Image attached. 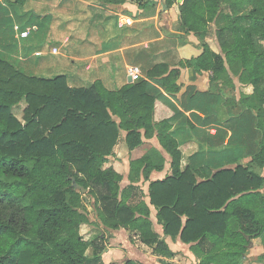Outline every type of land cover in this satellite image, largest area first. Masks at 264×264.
Returning <instances> with one entry per match:
<instances>
[{
  "label": "trees",
  "instance_id": "trees-1",
  "mask_svg": "<svg viewBox=\"0 0 264 264\" xmlns=\"http://www.w3.org/2000/svg\"><path fill=\"white\" fill-rule=\"evenodd\" d=\"M165 1L169 7L179 2ZM245 5L252 8L249 28L235 18ZM180 15L182 31L201 38L214 21L225 22L217 31L224 56L203 44L189 67L212 72L218 85L233 86V75L254 87L252 97L241 99L247 110L231 117L235 127L227 125V164L215 173L213 166L181 169L179 143L163 123L158 139L172 158V175L151 181L146 195L139 183L162 166L143 157L130 163V184L122 188L123 174L106 165L122 131L130 151L143 144L142 132L153 136L161 90L142 79L117 91L100 83L72 89L65 76H28L0 56V264H106L104 232L121 229L171 259L175 254L155 230L151 206L164 236L191 245L199 264H239L254 239L264 243V177L256 169L264 167V0H182ZM148 76L163 77L158 82L167 94L179 91L178 71L158 66ZM218 134L226 137L223 130ZM244 157H252L253 166L223 169Z\"/></svg>",
  "mask_w": 264,
  "mask_h": 264
},
{
  "label": "crops",
  "instance_id": "crops-1",
  "mask_svg": "<svg viewBox=\"0 0 264 264\" xmlns=\"http://www.w3.org/2000/svg\"><path fill=\"white\" fill-rule=\"evenodd\" d=\"M14 1L0 0V56L23 74L50 79L65 76L72 89H90L100 83L108 91H117L135 83L129 82L132 79L129 69L136 67L142 80L161 90L162 97L155 101L153 136L147 138L142 132L143 144L130 151L126 145L127 132L122 131L114 155L106 165L123 174L122 188L130 184V163L143 157L150 158L154 166H162L151 173L149 181L139 183L146 195L151 181L172 175V158L158 139L163 123L169 125V133L179 143L181 169L192 167L203 172L206 166H213L215 173L227 164L224 162L232 154L228 145L232 129L227 125L235 127L231 117L239 118L247 110L241 99L252 97L254 87L242 84L233 75V86L218 85L212 81V72L197 73L188 65L201 55L203 44L224 56L217 38L218 29L225 23L223 17L214 21L201 38L182 31V2L169 7L165 0H127L117 6H103L98 0H26L24 5ZM251 10L245 5L235 15L244 28L250 27ZM16 26L21 32L30 30V35L19 37ZM158 66L178 71L177 93L167 94L163 90L158 82L163 77L149 79L148 73ZM254 112L257 114V109ZM219 129L226 137L218 134ZM238 165L253 166V158H241L223 169ZM256 169L264 177V167ZM146 201L149 203V198ZM151 211L155 230L175 254L171 259L163 258V264H199L191 245L180 238L172 240L164 236L157 223V211L152 206ZM104 235L106 264H126L130 260L162 264L152 248L129 231L106 230ZM91 252L89 249L87 254ZM249 252L252 257L262 255V239H254Z\"/></svg>",
  "mask_w": 264,
  "mask_h": 264
},
{
  "label": "rangeland",
  "instance_id": "rangeland-1",
  "mask_svg": "<svg viewBox=\"0 0 264 264\" xmlns=\"http://www.w3.org/2000/svg\"><path fill=\"white\" fill-rule=\"evenodd\" d=\"M87 193V192H86ZM85 193V194H86ZM87 199L92 202L93 199H91L90 197H87ZM88 210H89V213H90V218L97 222V219H96V214L95 212L93 211V209L91 207H88ZM152 218V217H151ZM98 223V222H97ZM158 230L161 229L160 226L157 227ZM162 230V229H161ZM90 228L89 227H84L83 230H82V233L87 236L88 233H90ZM162 237V235H160ZM161 260L160 262L163 264V257H160L158 256ZM262 258L261 260H258V258ZM239 264H264V253L260 256H257V257H252L251 255V252H249L243 259L242 261L239 263Z\"/></svg>",
  "mask_w": 264,
  "mask_h": 264
},
{
  "label": "built area",
  "instance_id": "built-area-1",
  "mask_svg": "<svg viewBox=\"0 0 264 264\" xmlns=\"http://www.w3.org/2000/svg\"><path fill=\"white\" fill-rule=\"evenodd\" d=\"M128 23H130V22H128ZM15 30H16L17 35L19 37L26 38V37H28L30 35V30H27L25 32H21L20 28L18 26L15 27ZM129 75L132 78V81H134V82L141 80L140 71L136 67H133V68L129 69Z\"/></svg>",
  "mask_w": 264,
  "mask_h": 264
},
{
  "label": "water",
  "instance_id": "water-1",
  "mask_svg": "<svg viewBox=\"0 0 264 264\" xmlns=\"http://www.w3.org/2000/svg\"><path fill=\"white\" fill-rule=\"evenodd\" d=\"M179 2H182V0H179ZM129 82L131 83L132 82V79H130ZM81 190H82L83 193L86 192L84 188H82Z\"/></svg>",
  "mask_w": 264,
  "mask_h": 264
}]
</instances>
